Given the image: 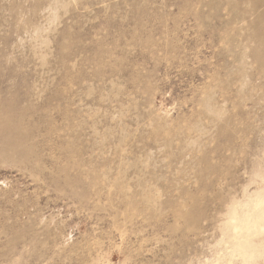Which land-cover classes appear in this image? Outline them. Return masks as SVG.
I'll return each mask as SVG.
<instances>
[{
	"label": "rangeland",
	"instance_id": "374dc122",
	"mask_svg": "<svg viewBox=\"0 0 264 264\" xmlns=\"http://www.w3.org/2000/svg\"><path fill=\"white\" fill-rule=\"evenodd\" d=\"M0 264H264V0H0Z\"/></svg>",
	"mask_w": 264,
	"mask_h": 264
}]
</instances>
